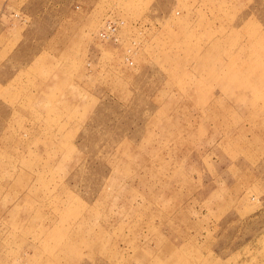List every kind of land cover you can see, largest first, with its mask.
I'll list each match as a JSON object with an SVG mask.
<instances>
[{
    "label": "rangeland",
    "instance_id": "374dc122",
    "mask_svg": "<svg viewBox=\"0 0 264 264\" xmlns=\"http://www.w3.org/2000/svg\"><path fill=\"white\" fill-rule=\"evenodd\" d=\"M0 264H264V0H0Z\"/></svg>",
    "mask_w": 264,
    "mask_h": 264
},
{
    "label": "built area",
    "instance_id": "2783aa9c",
    "mask_svg": "<svg viewBox=\"0 0 264 264\" xmlns=\"http://www.w3.org/2000/svg\"><path fill=\"white\" fill-rule=\"evenodd\" d=\"M109 27V26H108ZM107 27V29H108ZM111 32H115V29H111ZM114 34V33H113ZM101 35L104 37V38H110L108 33H107V30L105 32H102ZM115 37V35H112ZM114 41H116V39H113Z\"/></svg>",
    "mask_w": 264,
    "mask_h": 264
}]
</instances>
